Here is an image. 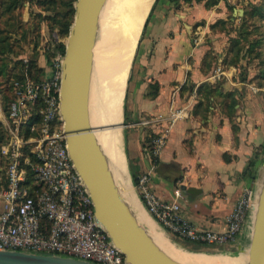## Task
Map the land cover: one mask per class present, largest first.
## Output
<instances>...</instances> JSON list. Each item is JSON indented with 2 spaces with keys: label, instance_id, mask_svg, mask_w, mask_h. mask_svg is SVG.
Returning <instances> with one entry per match:
<instances>
[{
  "label": "crops",
  "instance_id": "obj_1",
  "mask_svg": "<svg viewBox=\"0 0 264 264\" xmlns=\"http://www.w3.org/2000/svg\"><path fill=\"white\" fill-rule=\"evenodd\" d=\"M212 1H156L147 36L130 75L126 107L132 123L183 110V117L170 127L166 145L155 163L151 188L165 201H179L181 216L197 228L225 231L242 192L249 188L255 197L259 189L264 161V86L253 82L252 74L248 79L241 77L237 66L225 63L230 38L235 33L229 34L221 24L214 27L227 19L228 5L238 0H217L214 5ZM18 10L20 27H11L9 33L13 45L6 54L9 67H15L16 61L22 59L24 69V60L28 59L37 77H43L52 60L61 54L49 38L66 46L69 35L64 39L57 32L51 33L47 22L36 17L47 12L34 0L26 1ZM31 60L35 63L31 64ZM218 67L225 74L218 76ZM14 69L17 74L20 67ZM166 124L167 121L153 128H136L125 149L129 162L132 156L137 163V168L128 164L136 199L161 230L139 196L132 170L138 178L151 169L153 161L146 151L145 139ZM248 227L250 235V219L235 241L199 246L197 252L234 245L245 248L250 242L245 235ZM188 245L195 249L193 242L184 241L185 249Z\"/></svg>",
  "mask_w": 264,
  "mask_h": 264
},
{
  "label": "built area",
  "instance_id": "obj_2",
  "mask_svg": "<svg viewBox=\"0 0 264 264\" xmlns=\"http://www.w3.org/2000/svg\"><path fill=\"white\" fill-rule=\"evenodd\" d=\"M63 56L52 60L43 77H37L25 59L19 76L0 84V129L6 135L0 146V250L126 264L123 252L97 220L92 196L69 153L59 98ZM216 74L225 72L218 67ZM10 89L13 98L7 103ZM182 113L176 110L170 116L138 123L153 128L167 121L159 132L148 136L151 142H146L145 148L153 165L138 177L137 191L147 211L168 234L202 245L233 242L250 219L254 198L251 189L242 192L227 219V229L213 231L197 228L181 216L179 201H165L151 188L155 163L170 127L183 117ZM38 114L40 121L35 120ZM176 193L180 195L179 190Z\"/></svg>",
  "mask_w": 264,
  "mask_h": 264
},
{
  "label": "water",
  "instance_id": "obj_3",
  "mask_svg": "<svg viewBox=\"0 0 264 264\" xmlns=\"http://www.w3.org/2000/svg\"><path fill=\"white\" fill-rule=\"evenodd\" d=\"M106 1L77 0L74 4L75 17L63 56L59 97L69 153L92 196L97 220L123 252L126 264H185L161 249L148 227L139 220L137 212L126 201L91 124L89 98L94 47L99 30V17ZM122 126L126 124L122 123ZM258 184L259 189L253 198L250 214L252 237L245 249V253L249 254L248 264H264V161ZM0 264L98 263L64 255L0 250Z\"/></svg>",
  "mask_w": 264,
  "mask_h": 264
},
{
  "label": "bare ground",
  "instance_id": "obj_4",
  "mask_svg": "<svg viewBox=\"0 0 264 264\" xmlns=\"http://www.w3.org/2000/svg\"><path fill=\"white\" fill-rule=\"evenodd\" d=\"M154 1L109 0L101 11L89 98L90 119L97 141L124 198L161 249L185 264H242L244 260L243 264H248V253L232 262L227 255L183 250L141 209L136 199L124 151L123 105L134 54ZM248 236L252 237L251 231Z\"/></svg>",
  "mask_w": 264,
  "mask_h": 264
},
{
  "label": "rangeland",
  "instance_id": "obj_5",
  "mask_svg": "<svg viewBox=\"0 0 264 264\" xmlns=\"http://www.w3.org/2000/svg\"><path fill=\"white\" fill-rule=\"evenodd\" d=\"M26 1L28 0H0V40H3L4 37L6 36V30L10 28V24H11L10 22H11L12 16L13 18H15V21H18L19 23H21V20H20L21 11L18 10V7L20 5H24ZM108 1L109 0H107V2ZM51 6L53 7V5ZM231 6H232L231 9H229V16L227 17L226 20L223 21V24L221 25L224 27L225 30L229 31L228 32L229 34H231L232 32L235 33V37L230 38V46L233 44L232 38L240 39L239 46L236 45L239 49V52L236 53L237 55H239V59H238V63L235 66H237L241 77L244 76L248 79L250 74H252L251 75L252 81L258 84V81L261 78L260 76H263L264 74V2L263 0H238L236 4L231 5ZM154 7L152 11L150 12L148 19L142 29V32H141V35H140V38L137 44V48L135 51L136 53L134 54V58L132 61V66H131L129 78H128V84L130 81V75H131L133 66L136 62V58L141 50V44L144 38L147 36L148 23L151 19ZM66 10L67 8L65 6H61L59 4L56 5V11L65 12ZM45 34H46V39H48L49 32H46ZM58 37L60 38L59 35ZM52 39H54V37L49 38V40L51 41ZM44 41L46 42V40ZM16 70L17 69H14L13 72H15ZM11 79L12 78H5V80L0 79L1 81L0 84H8ZM152 87L153 89L155 88L154 85H152ZM125 111L127 115L126 97L124 98L122 123L126 124V126L123 127V134H124V151H125V155L127 159V166H128L129 160H128L126 150H125L126 142L128 143V141H130V138L134 130H136V128L140 129L142 126L138 124L140 121L137 123H132L128 117L125 118ZM140 120H142V118ZM130 163L132 165V168H137L136 160L132 158V156L130 159ZM162 231H163V228H162ZM245 235H247V231ZM170 239L177 246L183 248V250L185 251L196 253L199 250L196 248L195 249L192 248L193 250H191L189 248V245L186 246L187 249H185L183 247L184 241L173 235H171ZM241 243H243V240L241 241ZM245 249L246 247L244 248V245H238V246L234 245V246L222 247V248H219L209 253L227 255L228 257H230L232 262H237L236 258H240L242 255L244 257ZM243 262H245V260Z\"/></svg>",
  "mask_w": 264,
  "mask_h": 264
},
{
  "label": "trees",
  "instance_id": "obj_6",
  "mask_svg": "<svg viewBox=\"0 0 264 264\" xmlns=\"http://www.w3.org/2000/svg\"><path fill=\"white\" fill-rule=\"evenodd\" d=\"M28 1H32V0H28ZM34 1L39 7H41L44 11L47 12L46 15H42L41 13H38L36 15V17L40 18V21H46L47 22L49 31L51 33L57 32V34L60 36V38L67 37L69 35L70 28H71L73 21H74V15H75L74 4L77 0H66V1L65 0H34ZM263 2H264V0H263ZM216 3H217V0H214V1H212L211 4L214 5ZM58 4L61 6H65L67 8V10L65 12L56 11V5H58ZM51 5H53V7ZM228 7H229V9H231L232 6L228 5ZM20 20H21V18H20ZM223 21L224 20L218 21L214 25V27L218 24H223ZM10 23H11L10 28H8L6 30V36L4 37L3 40H0V79L1 80H5V78H16L19 76V74H15L13 72V69L17 68V67H20V70L23 69V65H21V64H23L22 59L16 61L15 67H13V68L9 67V59L6 56V54L13 50V45L11 43V36L9 33L11 32L10 31L11 27L12 28L14 27L17 29L20 27V24H21L18 21H15V18H13V16L11 18ZM234 39L232 38L233 44L231 46H229V54H228V57H227L226 62H225L229 66L236 65L238 63V59H239V55H237L236 53L239 52V49L237 46H239V44H240V39L239 38H234ZM51 43L54 45V48L56 50H58L62 55L65 54L66 46L63 42H56L55 38H54V39H52ZM49 54H50V52H49ZM34 63H35V61L31 60V64H34ZM260 77L261 78L259 79L258 84L264 86V74H263V76H260ZM0 83H1V81H0ZM152 95L155 96V93H152ZM12 98H13V92L10 89L6 95L7 103ZM126 117H127V115H126V111H125V118ZM40 118H41V115L38 114V115H36L35 120L40 121ZM33 121H34V119H33ZM27 135L29 136L30 133L27 132ZM5 137H6V135H5L4 130L0 129V146L3 143V141L5 140ZM146 142L149 144L151 142V138L147 136ZM262 152L264 153V145L262 146ZM251 165H254V163H251ZM129 166H130V168H132V165L130 162H129ZM249 169L253 170V168H249ZM132 176L134 177V179L137 183L138 178H136V173L133 170H132ZM253 177H254V179H256L257 175L254 174ZM194 244L196 245L194 247L197 249H199V246H203L202 244H197V243H194Z\"/></svg>",
  "mask_w": 264,
  "mask_h": 264
}]
</instances>
